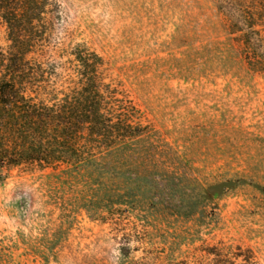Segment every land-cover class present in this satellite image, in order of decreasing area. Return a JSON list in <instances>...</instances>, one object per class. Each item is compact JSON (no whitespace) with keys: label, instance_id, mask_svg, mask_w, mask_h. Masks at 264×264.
Masks as SVG:
<instances>
[{"label":"rangeland","instance_id":"rangeland-1","mask_svg":"<svg viewBox=\"0 0 264 264\" xmlns=\"http://www.w3.org/2000/svg\"><path fill=\"white\" fill-rule=\"evenodd\" d=\"M220 2L50 0L29 57L65 88L76 48L95 53L141 135L75 169L1 170L0 264H264V67Z\"/></svg>","mask_w":264,"mask_h":264},{"label":"trees","instance_id":"trees-1","mask_svg":"<svg viewBox=\"0 0 264 264\" xmlns=\"http://www.w3.org/2000/svg\"><path fill=\"white\" fill-rule=\"evenodd\" d=\"M49 5L50 0H0L9 41L7 50H0V172L75 169L141 135L128 123L126 98L104 83L103 60L95 53L76 48L75 76L65 88L51 80L54 66L29 57L43 37L39 25ZM219 5L227 33L237 36L244 51L253 49L250 65L263 68L264 55L255 51L264 47L257 38V27L264 26V0H221ZM38 92L52 99L41 100ZM249 253L230 257L218 249L205 264H237L238 259L254 264Z\"/></svg>","mask_w":264,"mask_h":264}]
</instances>
